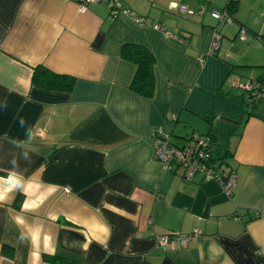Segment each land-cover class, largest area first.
<instances>
[{"label": "crops", "instance_id": "0c3cea01", "mask_svg": "<svg viewBox=\"0 0 264 264\" xmlns=\"http://www.w3.org/2000/svg\"><path fill=\"white\" fill-rule=\"evenodd\" d=\"M80 1L0 0V264H264V99L238 86L264 84V0H234L229 23L210 14L227 0H121L144 23ZM125 44L152 54V97L131 89ZM40 65L72 89L34 85ZM156 128L211 134L232 195L164 169ZM168 232L191 237L160 246Z\"/></svg>", "mask_w": 264, "mask_h": 264}, {"label": "built area", "instance_id": "2783aa9c", "mask_svg": "<svg viewBox=\"0 0 264 264\" xmlns=\"http://www.w3.org/2000/svg\"><path fill=\"white\" fill-rule=\"evenodd\" d=\"M227 1L230 2L232 0ZM91 2H104L112 14L122 12L131 16L136 22H145L143 17L136 15L131 9L124 7L121 0H81L80 10L84 12L87 9V5ZM179 8L182 11L186 10L184 5H180ZM210 14L223 22L229 23L233 21L226 8L222 10L212 9ZM155 27H159L166 37L182 40L178 34L159 25ZM240 37H246L243 30H241ZM219 38L220 35L214 33L207 55L213 54L218 48ZM198 61L202 63L203 57L199 56ZM238 86L247 93L249 100L257 101L264 99V84L248 81L239 83ZM43 133L44 130L40 126L35 127L34 134L36 136H43ZM152 138L154 158L162 164L164 169L181 171L185 180H194L195 177H198L201 181L214 180L221 185L225 194L228 196L232 195L237 181V174L233 169L226 170L223 159L215 154V142L211 134L195 132L185 139L184 143L179 145L171 141L170 134L165 133L161 128H156L152 132ZM260 215H264V211L260 212ZM190 237L191 234L168 232L158 236L157 240L160 246L174 247L175 242L184 243Z\"/></svg>", "mask_w": 264, "mask_h": 264}, {"label": "trees", "instance_id": "16d2710c", "mask_svg": "<svg viewBox=\"0 0 264 264\" xmlns=\"http://www.w3.org/2000/svg\"><path fill=\"white\" fill-rule=\"evenodd\" d=\"M226 9L230 14L234 12V0L228 2ZM121 54L123 57L133 61L137 65V70L131 83V89L144 97H152L155 90V80L152 72L154 58L150 51L146 47L141 45L125 44L122 47ZM74 82L75 78L73 76L53 72L45 66L40 65L33 68L32 83L38 87L49 90L70 91L74 85ZM247 102L248 104L255 103V101L249 100V97L247 98ZM249 114L250 111L246 112L247 116ZM192 134L185 137V139L189 138ZM224 166L226 169L225 164ZM226 170L231 169L228 168ZM21 200L22 194L18 193L16 197L17 206H19ZM2 250L3 252H10V249L7 246H4ZM49 260L57 262L59 264H75V261L63 257H49Z\"/></svg>", "mask_w": 264, "mask_h": 264}, {"label": "rangeland", "instance_id": "374dc122", "mask_svg": "<svg viewBox=\"0 0 264 264\" xmlns=\"http://www.w3.org/2000/svg\"><path fill=\"white\" fill-rule=\"evenodd\" d=\"M177 133H181V132H179V131L177 130Z\"/></svg>", "mask_w": 264, "mask_h": 264}]
</instances>
